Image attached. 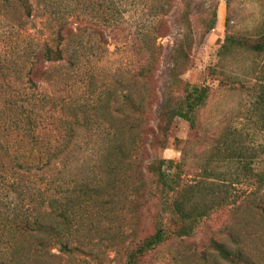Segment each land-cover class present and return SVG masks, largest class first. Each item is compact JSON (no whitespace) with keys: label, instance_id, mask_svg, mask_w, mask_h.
<instances>
[{"label":"rangeland","instance_id":"rangeland-1","mask_svg":"<svg viewBox=\"0 0 264 264\" xmlns=\"http://www.w3.org/2000/svg\"><path fill=\"white\" fill-rule=\"evenodd\" d=\"M172 4L174 9L164 23L168 35L159 39L163 49L156 74L158 99L152 108L156 135L147 147L143 169L147 172L148 165L165 160L164 168L177 181L176 188L189 186L194 205L208 212L192 235L170 239L140 264H222L216 260L214 242L241 249L251 261L264 264V211L260 208L264 207V157H256L251 148L242 151L238 142L239 133L254 131L253 115L264 86V53L240 54L226 61L221 69L230 80L224 84L220 83L224 75L208 72L209 50L226 43L229 36L246 37L251 43L264 37V0H173ZM162 11L148 0H0V102L17 95L25 69L52 43L62 23L74 30L65 42L66 59L46 64L57 80L42 84L36 78L39 90L56 94L65 103H88L91 108L117 99L140 59L132 43L153 34ZM214 11L216 23L208 31ZM183 14L190 20L195 40L182 78L209 86L210 96L197 111L196 128L177 118L163 132L158 127L159 111L167 97L176 48L189 32L180 20ZM253 140L247 145L264 142V135ZM102 141L103 136L95 133L80 140L90 144L88 152L78 155L73 176L68 172L67 178L70 174L73 182L85 178L97 182L92 180L97 156L92 151ZM137 172L135 168L123 172L112 183L103 194L101 213L94 206L82 209L81 225L64 232L61 243L52 239L42 264H126L127 250L151 236L158 219L167 216L164 193L155 188L148 172ZM0 176V214H11L19 203L11 189L12 174L3 168ZM142 177L144 189L154 188L155 196L146 192L148 196L139 197ZM71 211L75 218L77 211ZM53 234L57 236L58 231Z\"/></svg>","mask_w":264,"mask_h":264},{"label":"trees","instance_id":"trees-1","mask_svg":"<svg viewBox=\"0 0 264 264\" xmlns=\"http://www.w3.org/2000/svg\"><path fill=\"white\" fill-rule=\"evenodd\" d=\"M148 1L163 11L153 34L136 38L132 43L140 59L130 82L117 99L91 108L88 103L82 106L65 103L56 94L39 90L36 78L42 79V84L57 80L46 64L66 59L65 42L72 37L74 30L69 23H62L55 31L52 43H47L25 69L24 82L17 95L0 102V172L6 168L12 174L11 189L20 203L11 214H0V264H42L47 257L44 254L47 244L54 238L61 243L64 232L72 231L75 224L79 227L81 211L85 207L94 206L101 213L103 194L112 188V183H116L123 172L133 168L153 177L155 188L165 195L163 210L167 216L158 219L151 236L127 250L126 264H140L148 253L170 239L192 235L200 219L207 215L206 208L198 209L194 205L189 186L181 190L176 188L177 181L164 168L165 160L148 165L147 172L143 169L147 147L156 135L153 125L156 116L152 108L158 99L156 74L163 49L159 39L168 35L164 23L174 9L173 0ZM216 17L214 11L208 31L214 28ZM180 20H184L189 32L184 34L176 48L167 97L159 111L158 127L163 132L170 130L177 118L189 122L190 128H196L197 111L206 104L211 90L209 86L191 84L182 78L191 62L195 36L187 14H183ZM123 36L131 39L130 35ZM209 51L208 72L215 77L224 75V80L220 79L224 84L230 78L221 69L223 64L240 54L264 53V37L251 43L246 37L231 35L226 43ZM17 73L19 71L15 75ZM17 84V81L13 83L15 88ZM260 94L253 115V133L238 134L242 151L251 148L256 157H264V142L247 144L255 141L253 139L258 135H264V86ZM93 133L103 136L101 146L92 151L97 153L92 167L95 174L92 180L97 182H90L87 178L77 181L75 177L73 182L70 174L67 178L68 172L73 176L76 158L85 154L90 145L87 142L84 145L80 140L90 139ZM144 179L140 183L143 189L139 197L155 196L157 190L154 188L144 189ZM260 179L263 181L262 176ZM109 204L116 205L112 201ZM260 208L264 211V207ZM71 209L77 211L75 218ZM56 230L58 237L53 234ZM213 247L216 260L222 264H256L241 249L231 250L220 242H214ZM62 248L66 246L62 245Z\"/></svg>","mask_w":264,"mask_h":264}]
</instances>
